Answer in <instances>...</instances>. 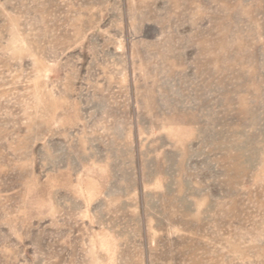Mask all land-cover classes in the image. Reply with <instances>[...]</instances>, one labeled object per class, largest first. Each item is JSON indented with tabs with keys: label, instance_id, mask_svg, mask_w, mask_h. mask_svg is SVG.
<instances>
[{
	"label": "rangeland",
	"instance_id": "obj_1",
	"mask_svg": "<svg viewBox=\"0 0 264 264\" xmlns=\"http://www.w3.org/2000/svg\"><path fill=\"white\" fill-rule=\"evenodd\" d=\"M0 264H264V0H0Z\"/></svg>",
	"mask_w": 264,
	"mask_h": 264
}]
</instances>
